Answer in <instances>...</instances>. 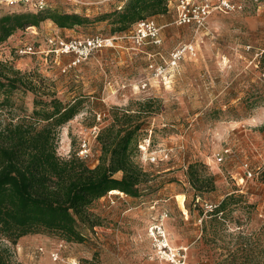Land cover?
Listing matches in <instances>:
<instances>
[{"label": "rangeland", "instance_id": "obj_1", "mask_svg": "<svg viewBox=\"0 0 264 264\" xmlns=\"http://www.w3.org/2000/svg\"><path fill=\"white\" fill-rule=\"evenodd\" d=\"M126 1L45 0L44 11L78 14L88 21L68 30L48 21L18 31L0 46V60L46 79L65 103L82 98L80 113L60 129L58 154L65 159L76 156L90 166L97 165L101 155L93 131L112 122L110 111L120 107L133 113L139 103L153 99L159 110L147 119L141 138L151 134L150 151L138 148L135 155L149 180L138 197L114 192L98 200L92 207L98 225L78 224L82 242L46 234L22 238L17 245L0 244L11 248L13 264H170L164 238L151 233L163 223L168 243L183 264H219L230 256L235 264H255L264 251V0H235L242 9L216 11L199 29L175 24L178 10L173 1L168 25L152 18L161 28L159 45H139L132 38L135 25L114 32L111 21L100 18ZM29 7L7 6L0 0V16L36 13ZM94 36L118 39L73 67V55L53 52L48 43L52 37ZM189 43L195 56L187 54L167 79L153 76L150 64L164 63L174 49ZM28 46L34 48L32 53L25 52ZM3 99L0 94V103ZM35 99L30 91H15L10 104L0 106V121L29 118ZM84 142L89 150L82 154ZM151 155L156 162L146 158ZM220 155L222 162L217 160ZM190 165L214 176L215 188L196 190ZM247 170L254 177L247 178ZM230 196L236 200L225 212L215 215L207 209ZM182 197L183 206L178 201ZM55 253L58 260L53 259Z\"/></svg>", "mask_w": 264, "mask_h": 264}, {"label": "trees", "instance_id": "obj_2", "mask_svg": "<svg viewBox=\"0 0 264 264\" xmlns=\"http://www.w3.org/2000/svg\"><path fill=\"white\" fill-rule=\"evenodd\" d=\"M170 1L127 0L100 18L110 20L114 32H124L142 20L167 14ZM47 20L63 29L88 21L78 14L44 9L36 13H6L0 16V46L18 31L38 28ZM17 90L30 91L36 99L29 118L5 124L0 121V243L17 245L26 236L46 234L67 242H82L84 235L78 224L91 228L98 225L92 213L98 200L113 191L138 197L141 185L149 180V173L136 162L135 155L143 141L147 119L159 108L154 109L153 99L139 103L133 113L114 107L110 111L112 122L100 129L97 137L101 147L98 164L90 166L76 156L65 159L58 154L60 129L80 113L82 98L65 103L56 98L46 79L23 74L0 60V94L4 95L0 106L9 105ZM189 176L199 192L215 188V177L200 173L196 165L189 166ZM232 200H236L235 196L226 197L213 208V214L225 212ZM235 261L230 256L219 264ZM246 261L250 262L248 257ZM0 264H13L9 246L0 244ZM255 264H264V251Z\"/></svg>", "mask_w": 264, "mask_h": 264}, {"label": "built area", "instance_id": "obj_3", "mask_svg": "<svg viewBox=\"0 0 264 264\" xmlns=\"http://www.w3.org/2000/svg\"><path fill=\"white\" fill-rule=\"evenodd\" d=\"M177 1V10L178 16L175 20L177 25H194L198 29L204 27L207 23L208 18L216 11L220 12H232L239 9H242V5L235 2V0H176ZM3 2V1H1ZM7 6H15L21 4L27 9H30L29 6L35 8V10L44 9L46 7L45 0H5ZM161 28L158 24L152 19L142 20L135 25V32L132 35L133 40L141 45L145 42L153 43L156 45L161 44L162 40L160 37ZM118 38L116 36H94L88 37L85 39H71L64 40L59 37H52L48 40V43L54 47L53 52L58 54L73 55L74 60L69 65V67L77 66L78 64L86 61L94 52L102 50L107 47H112L115 44V41ZM34 48L28 46L25 49L26 53H32ZM195 56V48L193 44H184L176 49H174L168 60H165L161 64H150L149 68L151 69L153 76L159 79H167L172 73H174L180 66L181 61L185 56ZM100 129L95 127L93 131L94 137H98ZM151 147V134L145 140H143L139 146L143 153H148ZM89 150L88 143L84 142L82 154L87 153ZM226 151L224 154L228 153ZM151 162H156L157 157L151 155L147 156ZM218 162L223 161V156H218ZM254 177V174L247 170V178ZM208 210H213V205L206 206ZM167 217L165 214L162 217L164 220ZM152 236L156 233L161 235L165 240L163 252L167 255L170 264H183L182 261H178L176 256L173 253V249L168 243L166 238L165 229L163 223L156 225L151 229ZM54 260L59 259L58 253L52 255Z\"/></svg>", "mask_w": 264, "mask_h": 264}, {"label": "crops", "instance_id": "obj_4", "mask_svg": "<svg viewBox=\"0 0 264 264\" xmlns=\"http://www.w3.org/2000/svg\"><path fill=\"white\" fill-rule=\"evenodd\" d=\"M173 1H175L176 2V0H172V1H170V6H171V4H172V2ZM169 6V11H168V13L167 14H165V15H159V16H157V18H158V22L160 23V24H162V26H165V25H168V23H169V18H168V15H169V12H170V7ZM48 21H50V20H47V21H45V22H47L46 24H49V22ZM44 23V22H43ZM34 28H36V27H34ZM59 29H61V30H68V29H63V28H59ZM14 36V35H13ZM10 40V39H9ZM7 43V42H6ZM3 46V45H2ZM119 193V192H117V191H113V192H110L111 194L112 193ZM121 194H123V195H125L124 193H121ZM28 238H35V237H32V236H26V237H24V241H27V240H29ZM26 239V240H25ZM33 240V239H32Z\"/></svg>", "mask_w": 264, "mask_h": 264}, {"label": "bare ground", "instance_id": "obj_5", "mask_svg": "<svg viewBox=\"0 0 264 264\" xmlns=\"http://www.w3.org/2000/svg\"><path fill=\"white\" fill-rule=\"evenodd\" d=\"M178 201H179V204H180L181 206H183L182 204H184V198L182 197L181 200L179 199Z\"/></svg>", "mask_w": 264, "mask_h": 264}]
</instances>
